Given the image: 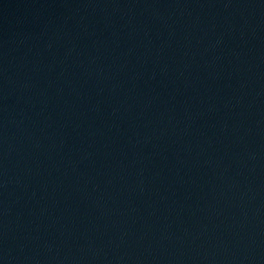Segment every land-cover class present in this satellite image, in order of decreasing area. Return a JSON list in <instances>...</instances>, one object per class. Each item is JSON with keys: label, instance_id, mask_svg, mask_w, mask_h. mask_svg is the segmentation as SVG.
I'll list each match as a JSON object with an SVG mask.
<instances>
[{"label": "water", "instance_id": "1", "mask_svg": "<svg viewBox=\"0 0 264 264\" xmlns=\"http://www.w3.org/2000/svg\"><path fill=\"white\" fill-rule=\"evenodd\" d=\"M0 264H264V0H0Z\"/></svg>", "mask_w": 264, "mask_h": 264}]
</instances>
